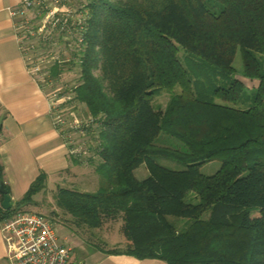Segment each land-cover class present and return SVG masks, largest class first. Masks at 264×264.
<instances>
[{"label": "trees", "instance_id": "obj_1", "mask_svg": "<svg viewBox=\"0 0 264 264\" xmlns=\"http://www.w3.org/2000/svg\"><path fill=\"white\" fill-rule=\"evenodd\" d=\"M81 6V25H68L75 47L40 86L78 68L77 83L60 97L88 112L85 131L95 141L88 161L99 183L93 192L58 187L55 196L77 236V229L92 233L120 220L127 248L108 254L166 264H264V0H84ZM61 28L57 23L49 46L69 50ZM180 50L194 59L198 79ZM238 51L242 76L258 81L252 95L233 77ZM162 90L169 99L155 108ZM159 158L183 168L164 167ZM215 160L220 168L202 174L201 166ZM141 165L148 175L138 179ZM1 186L9 195L0 164ZM46 188L41 173L9 210L0 192V224L28 212L22 209Z\"/></svg>", "mask_w": 264, "mask_h": 264}, {"label": "crops", "instance_id": "obj_2", "mask_svg": "<svg viewBox=\"0 0 264 264\" xmlns=\"http://www.w3.org/2000/svg\"><path fill=\"white\" fill-rule=\"evenodd\" d=\"M19 2L0 0V164L11 205L23 198L41 173L46 176L47 187H57L73 176L70 148L54 124L49 94L31 76L19 46L15 20L10 15ZM83 191L88 192L85 187ZM59 232L57 227L60 242L71 249L68 264H166L157 259L108 254L111 248H95L78 236L68 232L60 236ZM5 257L0 233V264L6 263Z\"/></svg>", "mask_w": 264, "mask_h": 264}, {"label": "built area", "instance_id": "obj_3", "mask_svg": "<svg viewBox=\"0 0 264 264\" xmlns=\"http://www.w3.org/2000/svg\"><path fill=\"white\" fill-rule=\"evenodd\" d=\"M52 1L54 2L52 10L45 5L44 0H20L18 6L10 11V15L15 20V31L20 49L27 61L31 76L39 86L44 85L46 81L45 78L41 79L39 77L42 74L41 64L44 62L31 58V55L38 48L34 43H39L38 46L41 43L49 45L53 39L57 23H62V28L58 32L64 36L63 41L67 37L69 39V34L71 33V29L68 27L69 23L71 27H77L83 21L80 13L81 9L73 10L70 6L74 0ZM67 5H69V8ZM39 10H41V13L38 14V21H44V26L32 27L30 15L32 12ZM78 42L81 43L82 40ZM60 46L56 48L60 49ZM67 46L71 51L70 45L67 44ZM58 53V56L51 58L49 68L54 62L63 57L64 52L62 49ZM60 94L62 92L59 93V91H53L49 94L50 113L61 137L67 145H70L72 142L68 135L69 131L72 129L78 130V133L85 136V128L88 127V124L81 126L77 120L73 121L74 124L69 122L68 117L75 116L74 109L76 110L79 103L71 102V98L68 95L60 97ZM69 102L71 103L68 104ZM1 142L2 140L0 139ZM78 152L79 149H70L71 155ZM56 227V223L52 219L35 212L18 213L2 222L0 224V233L6 247V264H68L71 257V249L60 242Z\"/></svg>", "mask_w": 264, "mask_h": 264}, {"label": "rangeland", "instance_id": "obj_4", "mask_svg": "<svg viewBox=\"0 0 264 264\" xmlns=\"http://www.w3.org/2000/svg\"><path fill=\"white\" fill-rule=\"evenodd\" d=\"M45 5L52 10L54 8V2L52 0H44ZM84 0H74L70 4L73 10H77L81 7V4ZM44 5V7H45ZM69 8V5H67ZM41 13V10L34 11L31 13L32 19V27H36L38 25L44 26V21L40 22L38 21V17ZM80 17V16H78ZM65 44H69L71 48L75 47V43L70 39H64ZM37 45L38 48H36V51L31 55V58L33 60H40L44 63L41 64V72L42 74L39 76L41 79L45 78L48 74V69L50 66L51 58L54 56L59 55V51L62 49L64 52L63 58H69L70 49H65L62 45L59 47L60 49L55 50L54 45L49 46L48 44L41 43L40 46H38L39 43H34ZM54 48V49H53ZM59 50V51H58ZM50 56V57H49ZM65 56V57H64ZM179 56L182 59L183 63L188 67L189 72L193 79H198L199 77L196 76L195 71L192 68V64H195L193 61L194 59L186 58V55L182 50L179 51ZM262 61V69L264 70V56L261 58ZM233 67L235 69L234 76L235 78H238L242 83L244 84V87L246 88L247 94L252 95V90H254L258 86L257 80H248L245 79L242 76L243 72V62L240 52L238 51L233 59ZM78 68H74V70L64 73L61 76V79L59 81L54 82V84H50L48 87H46L44 90L48 94H51L53 91H59V93L63 92L66 88H70L71 86L75 85L77 83L78 79ZM202 79V78H201ZM177 91V90H176ZM169 92L166 90H162L157 97L153 100V106L157 108L158 106L164 109L168 99H169ZM248 99L244 100V105L247 106ZM69 106V105H68ZM74 117H68L69 122L72 124L74 120L78 121L79 125L88 124L90 122V118L88 116V112L83 105H78L76 110L74 109ZM78 130H70L68 135L71 138V142L69 146H71V150L73 148L79 149L78 153H75L73 156L77 157L79 165H73V176L71 178L62 180L61 183L55 187V184H50L48 187L40 193L38 196L34 199V204L24 207L22 210L28 211V212H35L41 215H45L46 217L52 219L56 226L60 229V236L66 232L71 233L75 236L77 234L75 233V225L73 223L72 218L69 215H66L63 211H61L58 206L56 205V194L58 187H62L65 189H75L79 191H83L84 187L87 189L88 192H93V190H96L98 187V176L95 173L94 167L90 165V162L88 161L93 151H90V147L95 146L94 139H91L87 134L85 136L81 135L77 132ZM89 150V151H88ZM158 162L169 169L173 170H180L183 168V166L175 161L165 159V158H159ZM221 166L220 161L215 160L210 163H206L201 166V173L204 175H211L215 173ZM136 177L138 179H143V177L148 175L147 169L144 165H141L139 168L135 170ZM72 174V173H71ZM95 176L97 179H95ZM253 216H257L255 213ZM56 227V228H57ZM77 232L81 233V238L85 241V243L89 246L95 247V248H101V249H118V250H125L127 248L128 243L126 242L125 238L123 237V234L121 232V221H111L105 224L100 230H95L91 233L90 230L87 228L85 229H77ZM92 234V235H91ZM79 237V236H78ZM80 238V239H81ZM4 264H6L4 262Z\"/></svg>", "mask_w": 264, "mask_h": 264}, {"label": "water", "instance_id": "obj_5", "mask_svg": "<svg viewBox=\"0 0 264 264\" xmlns=\"http://www.w3.org/2000/svg\"><path fill=\"white\" fill-rule=\"evenodd\" d=\"M0 192L3 195L2 208L4 210L11 209V207H12L11 199H10L9 195L7 194V191L1 186L0 187Z\"/></svg>", "mask_w": 264, "mask_h": 264}]
</instances>
